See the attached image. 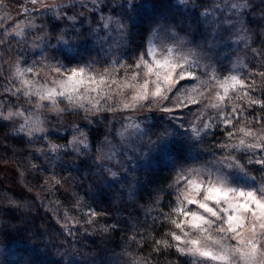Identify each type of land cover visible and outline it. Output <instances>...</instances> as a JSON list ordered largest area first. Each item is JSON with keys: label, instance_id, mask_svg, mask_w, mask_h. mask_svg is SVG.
<instances>
[{"label": "snow or ice", "instance_id": "6c2138e0", "mask_svg": "<svg viewBox=\"0 0 264 264\" xmlns=\"http://www.w3.org/2000/svg\"><path fill=\"white\" fill-rule=\"evenodd\" d=\"M23 3L14 26L0 21V50L21 57L12 86L0 84V121L24 118L13 135L23 133L31 142L34 132L46 133L36 138L47 140L59 129L48 132L39 117L26 113L82 115L86 124L73 126L78 136L45 149L74 154L85 165L91 161L89 171L95 168L109 187L121 182L145 187L139 176L129 180L145 161L152 166L145 176L166 173L148 192L153 198L148 209L138 206L142 231L131 243L141 251L150 245L143 264H264V31L260 47L253 48L257 41L249 42L244 25L237 27L255 7L250 0ZM148 7L154 10L147 14L149 26L142 35L133 32L137 10ZM28 36L41 41L31 63ZM18 37H24L17 40L25 46L20 50L12 48ZM241 45L250 60H233L235 53L219 58L221 48L235 46L238 52ZM40 69L46 71L43 79ZM13 98L29 107H17ZM116 124L120 130L113 135ZM95 134L108 151L94 159L88 150ZM18 210L11 202L0 209L8 218L0 219V264H33L28 221L9 222L18 219ZM102 215L108 213L89 207L86 223ZM68 223L65 218L68 235H74ZM118 226L105 223L100 231Z\"/></svg>", "mask_w": 264, "mask_h": 264}, {"label": "trees", "instance_id": "16d2710c", "mask_svg": "<svg viewBox=\"0 0 264 264\" xmlns=\"http://www.w3.org/2000/svg\"><path fill=\"white\" fill-rule=\"evenodd\" d=\"M148 2L150 3L151 0H148ZM208 2L211 3V0H208ZM250 2L255 7L241 16L237 27H240L241 24L244 25L251 36L249 42L252 40L257 41V43H252V47L259 48L260 33L264 31V20L261 19V11L264 10V5L261 4V0H250ZM153 11L151 7L137 10L133 22L135 25L133 32L143 34L149 26V15L147 14H151ZM252 33H255V35H251ZM139 40L140 36L134 37V42H139ZM240 48L241 50L238 52L235 50V46L227 49L221 48L219 58L222 60L224 58L220 57L221 53L226 54V56L235 53L232 57L233 60H236V57L250 60V53L246 57L243 45ZM224 62L228 63L227 61ZM253 64L255 66V62ZM55 123L59 131L63 130L62 132L67 134L64 137L61 132L57 137L66 140L74 133V125H84L86 121L83 120L82 115L65 113L55 119ZM5 124L0 121V161L8 165L9 169L14 170L15 173L31 172L33 168H38L41 164H46L47 161L50 162V160L46 159V161L39 157V154L45 149V140L34 139L29 142V139L22 134L20 136L13 135L7 124V127H4ZM106 126V124L100 125V132H103ZM114 132H116L115 127H113ZM95 135L97 138L90 137L91 149L99 144V134ZM89 155L93 157L92 154ZM53 161H57L52 169L56 174L67 172L72 176L69 183L72 192L82 202L80 210L86 212L91 207L97 211L107 212L108 215L98 217L97 223L89 225L86 223L87 216L84 212L81 228L78 231L74 228L75 234L70 236L66 228L60 222L58 223L59 220L48 208V204L46 205L44 202L43 206L38 197H34L27 192L13 191L12 189L18 184L17 181L12 182L9 180V183H11L9 185L8 181L1 180L0 209L7 208L10 202L14 203L19 209L16 212L18 219L9 222L23 226L24 221H28L26 226L29 231L25 235L29 238V244L33 246L31 252L33 264H143L144 258L148 256L150 251V245L145 244L143 251H141L131 243L133 234L142 231L140 224L143 223V214L139 211L138 206L142 205L145 211L148 209L147 206L153 199L149 197L148 192L162 182V178L166 173L150 172L148 176H145L144 170L152 166L141 169L134 176L135 178L139 176L145 187L137 188L135 186L134 189L128 190L127 188L130 186L128 182H121L109 187L107 182L105 184L96 174L95 168L89 171L91 161L88 165H85L74 154L66 156L62 152L56 153ZM23 188L27 189L26 186H23ZM133 191H138L139 195L132 196ZM61 192L62 195H68V192ZM129 213L132 215L129 216ZM138 217L140 223L137 222ZM0 219L8 220L2 213H0ZM117 222H119V226L115 231L107 234L100 231L105 223L115 224ZM162 231L160 229L153 235L159 238ZM105 235H107V238H105ZM10 262L14 261L10 260Z\"/></svg>", "mask_w": 264, "mask_h": 264}, {"label": "rangeland", "instance_id": "374dc122", "mask_svg": "<svg viewBox=\"0 0 264 264\" xmlns=\"http://www.w3.org/2000/svg\"><path fill=\"white\" fill-rule=\"evenodd\" d=\"M60 2H62V0H47L48 4L60 3ZM23 6H25L23 0H0V21H3L6 27L9 24H12L14 26L16 22L20 21ZM27 6L31 7V5H27ZM8 17H11V20L7 19ZM26 22L27 21H25V23ZM9 30L11 31V29ZM23 39L24 37H18L17 39H14L12 41V48L20 50L23 47H25L23 44L17 42V40H23ZM27 39H28V45H27L28 62L31 63V59L34 54V51L40 50L39 45L41 44V41H39L35 36H28ZM53 43H55V40H53ZM34 44L36 45L35 48H33ZM220 55H221L220 57L222 58L226 56V54L224 53L223 54L221 53ZM20 59L21 57L17 56L15 51H12L7 48H3L2 50H0V84H7L9 87L12 86L11 78L13 76L14 67L15 64ZM36 59L40 60V57L37 56ZM240 60L242 62L244 61L242 58H240ZM45 76H46V71L44 69H40L39 77L43 79ZM13 103L17 107H21V106L29 107L23 98L20 101H16L13 98ZM5 111H7V109H5ZM26 115L31 116L33 120L39 117L41 120L40 127L45 128L48 132H51L52 129L54 128H58L55 123V119H57L58 117L56 113L52 112L50 109L40 110L39 112L36 113H26ZM23 119L24 118H18L16 120L2 121V122L6 123L10 131L13 133L14 129L19 128L20 124L23 123ZM114 127L116 128V132L120 130L119 124H116ZM62 131L63 130H60L56 134L49 135L48 139L45 140L46 144L49 143L66 144L68 141L72 140L74 135L77 136L79 135L74 131V133H72L66 140H63L62 138L57 137ZM116 132H114L113 135ZM45 134L46 133L34 132L31 140L37 139L36 137L43 136ZM22 135L25 136L23 133ZM66 135H67L66 132H62V136L66 137ZM25 137L30 139L27 136ZM118 142H119V138L117 137L114 140V143H118ZM107 151L108 148L106 146L101 145L100 143L97 144V146H95L93 149H91L90 146V149L88 150L89 154H92L94 158H96L101 152L106 153ZM39 157L45 160L46 159L50 160V162L46 160L47 161L46 164H41L38 168L35 169L33 168L31 172L25 171V173H20V172L15 173L14 170L8 168L9 167L8 165L0 161V181L5 180L6 182L8 181L7 183L10 182L9 180H11L12 182L17 181L18 184H16L17 186L12 189L13 191L22 192V193L27 192L28 194L34 197H38L39 200L42 201L41 203L43 206L45 203L46 205L48 204V208L51 210V212H53V214L57 217V219L60 221V223L63 226H64V220L65 218H67L69 221L67 227L73 229L74 228L80 229L81 228L80 226L82 225L81 224L82 218L84 216L83 213L85 212V210H80L82 206V202L80 198L75 193L72 192V187L70 186L69 183L72 180L71 179L72 176L67 172H60L56 174L54 170H52L54 164L57 163V161L56 162L53 161L54 154L48 153L46 149H44V151H42L39 154ZM149 166L150 164L146 161L141 163V169H145ZM134 175L130 176L129 180L134 179L135 178ZM55 179H60L61 184L55 185L54 183ZM102 181L104 183L106 182V180H102ZM10 184L11 183H9V185ZM128 184L130 185L129 188H127L128 190H130L131 188L132 189L135 188V185H132L129 182ZM23 186H26L27 189L25 190ZM61 191L68 192V195H62ZM86 213L87 211L85 212V215ZM74 220L80 221L79 223L80 225L77 224L75 225V227H73V224L71 222ZM9 264H14V262H10Z\"/></svg>", "mask_w": 264, "mask_h": 264}]
</instances>
